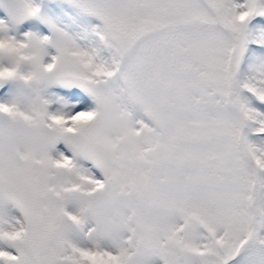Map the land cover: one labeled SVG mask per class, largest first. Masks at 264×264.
<instances>
[{
	"label": "snow or ice",
	"instance_id": "snow-or-ice-1",
	"mask_svg": "<svg viewBox=\"0 0 264 264\" xmlns=\"http://www.w3.org/2000/svg\"><path fill=\"white\" fill-rule=\"evenodd\" d=\"M0 264H264V0H0Z\"/></svg>",
	"mask_w": 264,
	"mask_h": 264
}]
</instances>
